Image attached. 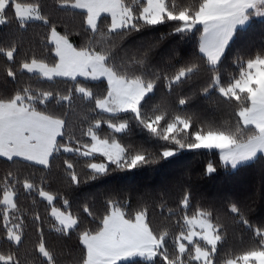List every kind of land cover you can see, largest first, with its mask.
I'll return each mask as SVG.
<instances>
[{
  "label": "snow or ice",
  "instance_id": "6c2138e0",
  "mask_svg": "<svg viewBox=\"0 0 264 264\" xmlns=\"http://www.w3.org/2000/svg\"><path fill=\"white\" fill-rule=\"evenodd\" d=\"M255 16L264 23V0H0V27L41 29L27 40L15 32L0 39V159L8 165L0 168V264H264V220L254 222L237 200L193 203L184 186L174 207L163 191L139 193L135 205L126 192L106 195L102 211L88 200L73 211L52 190L184 151H216L232 169L264 159V44L242 45L232 70L223 67ZM157 26L170 31L125 46ZM175 36L195 41L193 55H159ZM58 82L65 87L42 86ZM186 84L201 86L173 103ZM197 96L228 118L189 110ZM133 126L155 146L125 143ZM37 166L39 174L29 170ZM216 171L209 160L204 174ZM230 226L241 229L242 245L248 234L238 250L228 245ZM46 230L74 243L57 252Z\"/></svg>",
  "mask_w": 264,
  "mask_h": 264
},
{
  "label": "trees",
  "instance_id": "16d2710c",
  "mask_svg": "<svg viewBox=\"0 0 264 264\" xmlns=\"http://www.w3.org/2000/svg\"><path fill=\"white\" fill-rule=\"evenodd\" d=\"M41 31L38 24H30L27 31L16 32L15 24L12 26L0 27V39H3L9 33L15 32L18 36H23L25 40L30 38L36 32ZM168 26H157L156 30H148L138 34H134L127 39L126 47L134 48L141 42L149 39H156L161 33L169 32ZM261 44H264V23L258 16L252 17L246 32H244L233 44L232 50L228 53V57L224 61L225 72L232 70L231 60L236 51L242 45H248L258 50ZM195 41L192 38L182 39L179 36L166 39L161 48L158 50L159 55H163L169 49H176L182 55L191 56L195 51ZM159 55L157 59H159ZM0 69H2V58H0ZM27 79V77H24ZM9 83H11L9 81ZM43 87H53L63 89L65 85L62 82ZM200 84H186L181 88L174 90L171 97L172 102L179 95H187L200 87ZM163 90L158 91L159 96ZM215 99V97H213ZM51 107V106H50ZM189 110L203 112L206 115H213L217 120L227 119V112L223 109L213 111L209 102L203 97L197 96L194 102L189 106ZM80 118V110L70 116L71 121H78ZM108 129L102 128V134L107 133ZM125 143L136 145L143 144L146 147H154L155 141L151 140L146 132L133 126L130 135L122 137ZM211 160L217 166V171L211 175L204 174L206 163ZM62 164V158H57L54 165ZM83 164L81 160L78 167ZM2 159H0V168L7 167ZM39 174V167L31 168ZM184 186L191 188L193 192V203L203 200L205 203L212 202L220 207L227 200H237L242 208L247 212L250 219L254 222L264 220V159H258L247 165L232 169L230 166H224L219 160L218 152H191L184 151L170 161H162L160 164L152 165L146 168L137 169L128 172L114 171L110 175L102 177L99 180L81 184L79 188L66 189L59 182L52 185L53 191H62L72 202V209L76 211L79 205L88 200L93 204V210L102 211V201L104 197L110 193H116L123 196L126 192H131L133 196V204L136 203V197L139 193L163 191L168 198L169 206L174 207L178 201ZM22 202L24 198L21 197ZM57 206L60 202L57 201ZM41 213L46 215L47 207L45 203H40ZM82 219L87 218L81 213ZM31 232L29 236H31ZM242 231L237 226H230L228 245L239 249L245 246L248 241V234L243 233L244 244L240 243ZM46 236L49 238L50 246L56 248L60 252L67 243L72 245V241H63L56 237L54 233L46 230ZM29 246V241H25V248Z\"/></svg>",
  "mask_w": 264,
  "mask_h": 264
}]
</instances>
